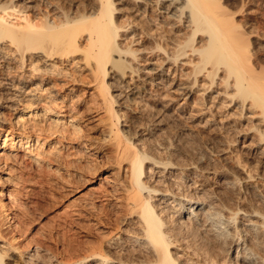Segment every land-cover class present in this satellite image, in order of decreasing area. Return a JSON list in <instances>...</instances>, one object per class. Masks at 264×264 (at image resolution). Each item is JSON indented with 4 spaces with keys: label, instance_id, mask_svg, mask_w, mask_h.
Returning <instances> with one entry per match:
<instances>
[{
    "label": "rangeland",
    "instance_id": "1",
    "mask_svg": "<svg viewBox=\"0 0 264 264\" xmlns=\"http://www.w3.org/2000/svg\"><path fill=\"white\" fill-rule=\"evenodd\" d=\"M88 1L0 0V5L15 4L16 10H7L13 14L9 19L14 21L15 18L16 21L20 13L35 19L38 12L57 13L62 8L74 9ZM221 1L235 12L238 23H245L252 29L250 39L254 51L251 59L254 68L259 70L264 66V51H259V47L264 46V0ZM126 2L122 11H128L129 6L136 4L134 0ZM123 17L119 20L122 21ZM147 17L151 21L149 27L145 24ZM133 18L130 19V28L117 37V41L122 49L126 46L135 49L136 55L123 56L125 63L122 67L108 66L105 74V80L110 83L108 90L115 97L112 102L114 113L118 116V123L114 119L112 122L123 128L136 146L148 150L149 158L153 156L144 163L142 179L148 187L161 194L174 190L176 196L195 202L193 206L204 200L197 210L200 212L211 206L222 220L221 226L232 233L222 239V236H213L211 225H206L205 231L197 229L194 230L197 233H192L187 222L183 227H175L183 245L179 246L180 250L172 248L171 251H176L185 264L187 260L202 264L204 255L195 251L206 248L208 253L205 252V256L212 257V264H248L236 256V248L232 246L235 241L232 240L242 237L238 247L253 245L251 232L247 231L249 225L244 224L260 222L264 216V123L261 115L257 108L251 107L249 99L242 105L239 98L231 97L234 90L224 85V69L217 70L215 82L210 85V78L205 75H199L191 86L186 84L192 79L188 75L196 62V55L187 52L175 62L171 61L176 43L169 38L173 34L176 37L181 35L186 30V22L185 26L183 22L175 23L176 29L167 25L169 28L166 26L168 32L165 34H170L159 38L155 32L156 27L164 26L162 17L159 19L152 11H135ZM139 23L152 33L145 32L144 35ZM199 39L197 37V41ZM156 44H163L164 49L155 48ZM12 49V46L6 47L5 53L0 55V232L3 233L0 244L7 251L4 259L10 264L16 263L15 256L26 243L27 251L32 253L28 264H60L72 262V258L80 264H99L98 256H83L89 254L90 247L102 243V255L109 258L106 263L116 264L115 260L120 256L126 257L120 248H139L133 240L140 231L135 215L123 208L120 184L123 179L126 181L127 164L122 160L117 168L108 138L110 120L106 119L107 113L101 106L103 103L94 82H91L90 73L80 62H61L53 57L54 67L50 66L45 74V65L34 56L35 53L13 59ZM117 58L114 55V59ZM71 85L72 91L69 89ZM30 89L38 96L49 91L51 95L52 92L54 100L53 103L47 102L48 112L42 108V98L30 102L29 112L24 109L29 101L22 92ZM21 110L25 112L19 119ZM54 112L59 115L55 121L50 118ZM113 127L116 131L117 128ZM7 129L12 134L7 141H2ZM20 136L28 137L20 139ZM21 143L28 145V151ZM158 161L172 165L163 170V164ZM158 192H151L149 201L155 205V210L164 206L166 211L162 218L172 225L176 218L170 210L175 202H171L172 198H168L170 204L168 199L159 202L161 195ZM144 196H147L145 191ZM17 219L22 220L19 224H23L20 226L22 232L13 225ZM185 228L189 230L187 233ZM10 245L17 247L16 250ZM144 250L145 247L139 249L143 254ZM260 252L258 250L257 254L261 256Z\"/></svg>",
    "mask_w": 264,
    "mask_h": 264
},
{
    "label": "bare ground",
    "instance_id": "2",
    "mask_svg": "<svg viewBox=\"0 0 264 264\" xmlns=\"http://www.w3.org/2000/svg\"><path fill=\"white\" fill-rule=\"evenodd\" d=\"M134 2H136V4H134V7L128 5L129 7L128 8L126 7L128 11L123 10L126 13L122 11V6L125 4L127 5L126 0H89L87 3L83 4L82 6H76L75 8L73 7L74 9L62 10L63 9L62 8L60 12L52 13V14H50L49 11L47 10H45V12H38L35 16L36 18L34 17L35 19H31L29 16L20 13V15L18 16L16 15L17 16L16 21L15 18L14 21H12V19L11 20L9 19V18H13L11 17V15L13 14L7 10L9 8L13 10L15 8L14 7L15 4L11 6L0 5V55L2 53H5L4 50L6 47H10V46H12L13 48L12 49L13 59L15 58L22 59V56L26 53H29L30 55L31 53H35L34 56L37 57V59L42 60L44 63L43 65H45L43 71L45 72V74L48 73L49 67L53 66V62L55 60V59L52 60L53 57L60 59V61L67 60V62L69 63L80 62L83 64V66L86 67L87 71L90 73L91 82L92 81L94 82L95 88L97 90V94L101 99L100 102L103 103V105L101 106H104V110L107 113L106 119L110 120L109 125L107 124V127H109L108 138L113 146L112 148L115 153L114 155L117 161V168H119V164L122 160L127 164V176L125 178L126 181L124 179H123L124 181L122 180L123 182L126 183H122V181L120 180L121 181L120 187H122L121 189L123 192V202H124L123 204L125 206V207L123 206V208L124 211H127L135 215L137 220L136 222L138 224V228L140 231V234L138 233L139 235L137 237H135L134 235L135 239L133 240L136 243L135 245H138L139 248L136 249L134 247L136 250L134 249L125 250V248L124 249L120 248L119 249L120 251L124 250L121 253L122 255L125 254L126 257L123 258L120 256V258L115 260L116 261L115 263L116 264H185L184 260L179 256H177V252H176L177 250H180L179 246L183 245L182 241L180 240L182 239V237L178 235L179 232L177 233L175 229L176 226L177 227L180 225L185 226L186 223L188 222L189 223L188 226H190V228L193 229L192 233L195 232L197 233V231L194 230L200 229L205 231L206 225H211L210 229H212V235L218 237L222 236L221 239L227 235L229 236V234L232 233H228L227 230H225V228L221 226L222 220L219 218L218 214L213 211L214 209L211 206L208 205L206 209H202L200 210V212L197 210V208L201 206V204H203L202 202L204 200L199 201L201 202V204H199L198 206H193L195 202H193L191 199L186 197L180 198L179 195L176 196V194H173L174 190L173 191L171 190L172 192L171 191L165 193L162 192L161 194L159 193L160 191L158 192L156 189L148 187V185H146L145 182L143 181L142 178L145 172L144 168L146 167V166L144 167L145 165L144 163L146 159H151L153 156L149 158L150 154L146 152L148 150L145 151L140 149L139 146H136L129 139L130 136L128 137L127 133L124 132V130H122L123 128L122 129L118 128L116 124L118 123V116L114 113V108L112 105V102L115 97L108 90V88H110V83L105 80V76H106L105 74L107 73L108 66L110 68L122 67V65L125 63V60L122 58L123 56H127V54H130L133 57H135L136 55V50L132 49L130 46H126L125 49L124 48L122 49L117 41V37L119 36L121 37L122 35H124L126 30L130 28V22H131L130 19L135 16V11H139L140 13L152 11L159 19H161L160 17L163 18L161 20L164 26L156 27L157 32H155V35L159 36V38H163L164 36L168 37V35L170 34V32L169 34L168 33L165 34V32H168L166 28L167 25L173 26L175 25V23L179 24L183 22L182 24L185 26V24L187 23L186 30L181 32L182 33L181 35H178V37H176L174 36L173 34L174 32H173L172 33L173 35L169 36V38L176 43L175 48L171 54V57L169 56L171 61L175 62L180 56L187 54V52L194 53L196 55V62L193 63V66L190 70L191 73L188 75V78H190L189 76H192V79L190 81H186L187 82L186 84H188V86H191L198 79L199 75H205L208 78H210V83H209L210 85L212 82H215L214 76L216 75L217 70L224 69L223 70L224 71L223 74L225 78L224 85L226 88L230 87L233 88L234 90L232 91L231 97L239 98L242 105H244L245 101L249 99V101L251 102V107L258 109V114L261 115L260 116L262 118L261 121H263L262 123H264V66H260V69L256 70V68H254L252 64L253 61L251 59V55L252 52L254 51V50L252 51L253 47L251 48L252 43L250 39L252 29L246 27L245 23H241V22L238 23V21H236L234 18L235 12L231 11L230 10L231 8H227L224 5L225 3H223L221 0H134ZM118 11L120 12L119 15H118L119 13ZM121 16H124L122 21L119 20ZM149 22H151L150 18L147 17L145 24H147L148 27H149L148 24ZM139 25L142 26L141 23H139ZM157 28L159 29L160 32L157 30ZM174 28L176 29L177 27ZM142 29L144 30L143 31L144 35L145 32L146 34L152 33V32H148L147 28L143 26ZM142 29L140 28V30ZM171 30H173V28ZM196 36L200 37L198 41ZM162 45L156 44L155 48L164 49ZM263 49L264 46L262 48L259 47V51H264ZM114 55H117L118 58L114 59ZM37 59L35 61H37ZM49 59L50 62L49 61L47 62V60ZM258 60L259 59H257V62ZM67 62L65 63L67 64ZM30 65L32 66L33 63H31ZM70 68L71 67L69 66V69ZM60 87L62 88L61 85ZM69 89L70 91H72L71 90L72 85ZM40 91L41 90H39V92ZM34 92L31 89L30 91L23 90L22 92L23 96H26L29 101L27 102L28 104L24 106V109L25 110L28 109L29 112V108L31 106L29 105L31 104L30 102L34 100L39 101L42 98L43 99L42 101L43 103H41L42 108L44 109V112L47 111L48 110L47 105H49L47 104V102L49 103L52 102V100H54L52 96V92L51 95L49 91L48 93H45L44 95L41 96H38L39 94L37 95ZM25 110L20 111L22 112V114L20 113L18 115L19 119L23 118L22 115L23 112H25ZM58 116L59 115L55 113V115L53 117L51 116L50 118L53 121H55L58 118ZM112 119H114L116 123L112 122ZM31 126L34 125L31 124ZM113 126L117 128L116 131L113 129L114 128ZM51 127H54V125ZM78 128L79 127H77V129ZM11 132H12L11 130L7 129V132L4 133L2 136V141L8 139L10 137V134H12ZM23 137H28V136H23ZM23 137L20 136V139ZM12 144H13L12 142L9 144L11 148L12 146H14ZM21 145H23V143H21ZM83 145L84 144H82L81 146ZM23 148L27 149L28 145H23ZM158 163L163 164L162 165L163 170L166 169V166L170 167L172 165L171 163H164V162L162 163L159 161ZM78 166L80 167V165ZM144 191L147 193L146 197L144 196ZM151 192L154 193L158 192L161 195L160 199H158L159 202H163L168 198H172L171 202H175V206L172 205L173 207L170 210L172 215L176 218V221H174L172 225H170V223L168 224L163 219L164 217L162 218V214L164 213V211H166L164 210V206L163 208H161L162 206L159 207V210H155L154 209L155 205L153 206V204L150 203L149 194ZM171 202L169 201L168 204H170ZM194 209H196L197 211H195ZM165 218L168 219V217ZM21 221L22 220L13 222V225L19 230V232L20 230L22 232L21 229L22 227L20 226L23 224L19 225ZM257 222L250 221L248 222V224H244V226L249 225L247 231L251 232L252 234V235L250 234V236L254 243L253 245L250 244L249 246H247L244 244L243 246L238 247V245H240L239 241L241 240L242 237H238L232 240V242L235 241L234 244L231 245L235 246L236 248L235 250L237 254L236 256H238L244 263L264 264V239H263L264 235L263 237L261 236L262 233H264V216H262V220L260 222L259 221ZM24 226H23V230H24ZM260 229L262 230L261 231L262 233H260ZM207 230H209V228ZM187 231L189 230H186V233ZM2 234L0 232V239L1 238L3 239ZM189 234L191 236V231L189 232ZM232 236L231 238L233 239ZM221 239L219 238L220 241ZM8 241L6 240V242ZM193 241L194 240L192 239V242ZM192 242L191 243L189 242L190 245L192 244ZM195 242L197 241L195 240ZM101 244H95L97 246L94 245L92 246L93 248L90 247L91 249H89L90 250L89 254L88 255L86 254L85 256H83V258H88L90 256H94V257L98 256L99 264H107L106 262L109 260V258L107 256L102 255V251L104 250ZM12 245H10V247ZM190 245L188 246L190 247ZM195 245L196 244H194L193 246L195 247ZM231 245L229 247H231ZM254 245L258 250H261L262 252L261 256L257 254L258 250L253 249ZM12 247H13L12 249L14 250H16L17 248L15 246ZM22 247L24 249L20 252H17L18 255L17 254L16 256L14 255L17 259V262L16 259H14L16 263L13 264H21V263L23 264L25 262L27 263L28 259L31 258L32 253L31 252L29 253L27 251V244L25 243L24 246ZM142 247H145L144 254L143 252L139 251V249ZM194 247H193V252L195 249ZM172 248L176 250L175 251L176 253L171 251ZM199 248H200L199 246L198 248L196 247L197 250ZM203 248L205 249L204 246ZM206 249L200 251L198 250L195 252H198L200 255L201 254L204 255L201 256L205 257L206 260L205 259L202 260L203 261L202 264H212L213 259H210L212 257L206 258L208 254L205 256ZM5 252L7 251H4V249H2L0 244V264H10L4 259L6 254ZM192 253L190 254L192 255ZM206 253H208V250ZM193 255L195 254L193 253ZM197 256L198 254H196L195 257ZM64 262L65 261H63L60 264L81 263L73 258H72V262H65V263ZM186 262H187L186 264H198L199 261L196 263L194 260L193 262L187 260Z\"/></svg>",
    "mask_w": 264,
    "mask_h": 264
}]
</instances>
